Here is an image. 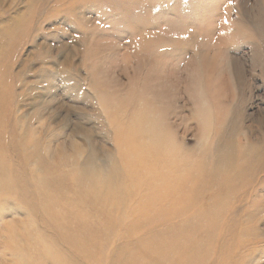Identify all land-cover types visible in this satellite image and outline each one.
Masks as SVG:
<instances>
[{
    "label": "rangeland",
    "instance_id": "374dc122",
    "mask_svg": "<svg viewBox=\"0 0 264 264\" xmlns=\"http://www.w3.org/2000/svg\"><path fill=\"white\" fill-rule=\"evenodd\" d=\"M0 94L4 144L14 124L30 151L77 143L106 171L137 136L156 182L139 176L141 192L189 200L159 214L181 215L180 250L197 264H264V0H0ZM2 192L0 264H53L38 208ZM118 237L91 241L96 264Z\"/></svg>",
    "mask_w": 264,
    "mask_h": 264
},
{
    "label": "bare ground",
    "instance_id": "6f19581e",
    "mask_svg": "<svg viewBox=\"0 0 264 264\" xmlns=\"http://www.w3.org/2000/svg\"><path fill=\"white\" fill-rule=\"evenodd\" d=\"M0 99H4L1 94ZM6 112L0 109V188L2 195L14 193L17 199L27 202L34 213L38 208V220L47 233H51L55 248H45L46 259L53 264H96L100 259L96 250L90 249L91 241L101 248L102 237L118 234L122 241H111V249L115 253L109 257L108 264H197L188 250L184 253L180 250L182 246L178 240L182 236L174 230L173 223L181 215L165 221L159 218V214L173 216L178 209L184 210L189 200L180 190L177 191V187L175 190L165 187V195L141 192L139 176L145 182L142 184L149 188L156 182L151 173L154 170L144 168L146 155L139 152V146L135 148L133 145L139 137L136 139L129 135L124 142L128 149L121 151L119 148L121 153L113 164H108V170L98 171L101 167H95L91 158H85L77 143L69 154L62 153L61 149L54 154L47 146L43 151L37 142L38 149L30 151V141L23 139L14 124L9 129L10 139L4 144L6 138L1 117ZM50 154L52 160L47 157ZM163 159L161 155L156 156L155 162L160 164L158 162ZM159 179L163 183L167 180L165 174H161ZM171 181L168 179L166 183ZM132 203L135 207L131 209ZM127 218L130 221L121 230ZM157 220L159 222L153 223ZM163 232L167 236L171 234L172 241L166 235L159 240H149L142 235H162ZM135 236H138L139 245L132 241Z\"/></svg>",
    "mask_w": 264,
    "mask_h": 264
}]
</instances>
